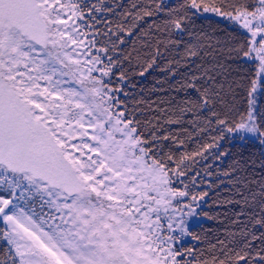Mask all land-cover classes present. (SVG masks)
<instances>
[{
	"label": "snow or ice",
	"instance_id": "obj_1",
	"mask_svg": "<svg viewBox=\"0 0 264 264\" xmlns=\"http://www.w3.org/2000/svg\"><path fill=\"white\" fill-rule=\"evenodd\" d=\"M100 3L0 0V241L5 245L0 264H264V248L251 257L245 250L250 245L240 251L222 248V256L203 260L202 253L181 250L179 242L193 235L188 219L195 207L179 206L178 198L189 197L188 184L180 180L184 190L174 184L185 176L181 165L192 157L183 155L173 167V156L162 154L159 143L169 137L142 126L120 99L127 95L117 55L124 29L117 24L113 31L107 22L97 26V14L113 11ZM184 6L216 13L245 30L230 58L255 63L256 78L248 81V107L241 109L236 97L237 89L245 90L244 77L221 83L213 70L204 69L202 77L193 75L182 85L198 97L178 107L180 119L167 122L180 123L193 113L196 123L203 109L230 96L223 116L210 113L219 133L214 143L193 155L214 148L217 159L227 157L230 152L221 151L220 142L228 139L258 144L264 157V114L255 107V94L264 93V0H220L218 5L185 0ZM162 10L160 3L154 11L141 5L125 15L143 20ZM183 19L165 23L179 32ZM186 54L197 55L194 50ZM198 79L205 81L200 87ZM260 164L264 167V159ZM237 166L243 167L239 161ZM259 186L264 211V177ZM190 199L196 202L197 196ZM37 200L39 212L29 203ZM257 223L264 224V216Z\"/></svg>",
	"mask_w": 264,
	"mask_h": 264
},
{
	"label": "trees",
	"instance_id": "obj_2",
	"mask_svg": "<svg viewBox=\"0 0 264 264\" xmlns=\"http://www.w3.org/2000/svg\"><path fill=\"white\" fill-rule=\"evenodd\" d=\"M89 2L97 3V0ZM204 2L218 5L220 0ZM134 3L136 8L132 7ZM157 3L161 4L163 10L154 12L151 17L134 20L132 16L125 15L129 12L135 14L141 5L154 11ZM184 5L185 0H162V3L161 0H101L98 6L113 11L97 14L101 21L97 26L103 28L104 22H107L113 31L117 24L123 26L120 35L124 44L119 45L117 55L121 56L122 68L125 69L126 81L121 82V86L127 95L121 94L120 99L129 112L142 126L148 129L155 127L158 136L169 137L159 143L162 154L173 156V167L183 155L192 157L181 165L186 174L176 181L174 187L184 190V185L180 183L182 180L188 184L189 198L196 195L200 199L203 195L205 203L201 215L205 220L190 231L194 243L181 246V250L191 249L196 255L202 253L200 259L203 260L211 259L213 254L222 256V248L224 251H240L245 245H250L245 250L255 257L264 248V224L257 223L264 216L259 196L260 181L264 177V167L260 164L264 157H261L260 147L253 142L242 144L226 139L220 142V150H228L230 154L227 157L217 159L214 148L208 149L203 156L193 155L203 151L204 145L214 143L213 138L219 133L215 131L217 126L210 113L216 111L223 116L228 111L227 104L232 103L231 97L225 95L226 103L214 101L203 109L199 114L201 119L196 123H192L195 120L193 113L184 114L180 123L167 121L180 119L178 107L186 106L187 101L198 97L195 89L182 85L190 81L193 75L202 77L204 69L213 70L210 74L221 83L239 80L243 76L242 83L246 87L243 91L237 89L240 95L236 97V106L247 108L246 89L248 81L256 78L257 65L230 58L235 54L229 50L237 47L246 37V32L236 23L226 18L220 20L201 16L199 11L190 10ZM181 16H186L181 21L183 31L178 32L170 23H165ZM129 31L132 35H128ZM189 50H194L197 55H187ZM123 55H127L128 59L123 60ZM149 63L152 64L150 68ZM219 65H223L227 71L220 69ZM116 71L118 75L119 69ZM204 83V79L197 80L198 87ZM255 99L257 113L264 114V93L258 90ZM208 119L213 120L211 125L204 124V120ZM181 140L183 144L179 143ZM237 161L243 167H238ZM193 177L195 184L192 183ZM253 193L255 200L252 199ZM186 258L192 259L187 255Z\"/></svg>",
	"mask_w": 264,
	"mask_h": 264
},
{
	"label": "rangeland",
	"instance_id": "obj_3",
	"mask_svg": "<svg viewBox=\"0 0 264 264\" xmlns=\"http://www.w3.org/2000/svg\"><path fill=\"white\" fill-rule=\"evenodd\" d=\"M199 15L201 16H208V17H213V18H217L220 20H223L224 17L216 14V13H212V12H203V11H199ZM238 25V24H236ZM239 26V25H238ZM243 30V29H242ZM245 32V30H243ZM257 101L255 103V107H257ZM233 142H239L238 140H233ZM255 144V143H253ZM0 194H4L2 192H0ZM180 200V207L183 208L185 204H193V206L195 207V215L191 218L188 219V225H189V231H191L192 229H194V227L199 226L201 223H203V221L205 220V217L201 215V209L204 207V203H205V199H197L196 202L191 201V199L189 197H185V198H178ZM22 204H24L25 202H21ZM30 205L34 208H36V211L39 212L40 208H39V202L37 201H31L29 202ZM25 210L27 211V207H25ZM45 211H47V209H45ZM0 227H3L2 224H0ZM191 244L194 243L191 236L190 235H186L182 241L179 242V246H183L185 244ZM3 245V246H2ZM4 247V244L2 241H0V248Z\"/></svg>",
	"mask_w": 264,
	"mask_h": 264
}]
</instances>
